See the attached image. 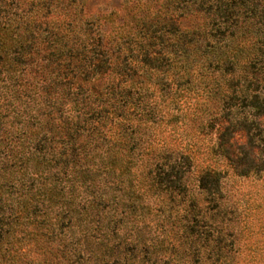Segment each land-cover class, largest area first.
Returning a JSON list of instances; mask_svg holds the SVG:
<instances>
[{"label": "trees", "instance_id": "16d2710c", "mask_svg": "<svg viewBox=\"0 0 264 264\" xmlns=\"http://www.w3.org/2000/svg\"><path fill=\"white\" fill-rule=\"evenodd\" d=\"M84 8L0 0V264H229L264 208L228 185L264 181V0H151L135 24ZM192 91L226 167L195 191L150 132Z\"/></svg>", "mask_w": 264, "mask_h": 264}, {"label": "rangeland", "instance_id": "374dc122", "mask_svg": "<svg viewBox=\"0 0 264 264\" xmlns=\"http://www.w3.org/2000/svg\"><path fill=\"white\" fill-rule=\"evenodd\" d=\"M133 4L135 5L134 7H132ZM84 7L88 14L95 16H104L113 11L118 17L127 19L134 14L135 19L130 20L135 24L137 17H141L145 12L151 13V0H84ZM142 10H145V12ZM198 94H204L201 87L198 89ZM202 99L203 97H199L192 91L190 98L187 99L188 105L182 104L180 110L176 112L179 115L177 121L166 124V119L171 116L167 115L169 113L162 112L161 117L164 120L159 126L151 128L150 131L151 139L154 141L152 146H156L158 149L164 150L167 153H182L189 156L192 164V172L189 175L188 184L194 191L196 190L198 177L204 169L209 167H225L218 155H214L210 151V147L214 141V134L209 132L204 133L203 131H200V133L197 131L198 121L194 118L192 112H196L194 106L197 107V105H194V102L197 100L201 104ZM210 101L212 105L216 103L214 100ZM208 104L210 103L208 102ZM200 107L203 108L204 105H200ZM235 140H237V143H242V139L237 138V136H235ZM153 154L155 152L153 153L151 151V156ZM228 185L233 189L235 198L241 200L249 196L259 200V197L264 193V181L256 180L251 176H234L231 171H229ZM259 203L260 206H264V201H260ZM260 209V211L249 216L248 230H242L241 237L236 245L238 252L234 255L233 260L229 261V264H264V208L261 207ZM131 233L134 232L129 226H125L122 230L123 237H128ZM101 254L105 258L108 257L109 253ZM99 255L100 253H92L91 260L87 264H98L97 258ZM132 256L134 254H130V252L116 254L118 264H137L136 259L131 258ZM41 257L43 259V256ZM44 257L49 259L50 256L46 254ZM57 261L54 260L53 264H65L61 263V259ZM109 264L111 263L109 262Z\"/></svg>", "mask_w": 264, "mask_h": 264}]
</instances>
